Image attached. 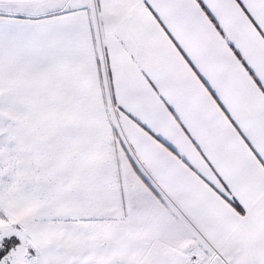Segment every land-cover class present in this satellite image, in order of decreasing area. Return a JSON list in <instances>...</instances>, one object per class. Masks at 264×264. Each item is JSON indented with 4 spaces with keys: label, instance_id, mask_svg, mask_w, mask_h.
Here are the masks:
<instances>
[{
    "label": "snow or ice",
    "instance_id": "1",
    "mask_svg": "<svg viewBox=\"0 0 264 264\" xmlns=\"http://www.w3.org/2000/svg\"><path fill=\"white\" fill-rule=\"evenodd\" d=\"M0 264H264V0H0Z\"/></svg>",
    "mask_w": 264,
    "mask_h": 264
}]
</instances>
